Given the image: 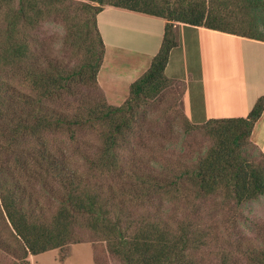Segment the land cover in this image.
I'll use <instances>...</instances> for the list:
<instances>
[{"label": "trees", "instance_id": "obj_1", "mask_svg": "<svg viewBox=\"0 0 264 264\" xmlns=\"http://www.w3.org/2000/svg\"><path fill=\"white\" fill-rule=\"evenodd\" d=\"M105 5L165 19L158 50L118 105L103 94L80 98L74 87L98 85L105 43L97 15ZM49 16L74 35L73 49L83 57L79 64L33 48L30 31ZM178 22L264 41V0H0V216L12 237L9 243L0 238V247L23 264H30L29 252L82 242L84 233L104 241L119 264H194L193 252L207 244L208 230L189 212H165L164 201L184 203L196 213L199 200L210 195L241 203L264 194V163L246 153L249 142L256 145L250 133L264 93L245 115L186 119L188 128L201 127L211 140L190 166L176 171L170 159L152 165L149 159L158 161L154 153L137 151L143 140L135 136L148 104L172 84L165 67L177 44ZM64 93L79 97L78 110L59 107ZM78 129L92 130L99 139L75 144L83 170L45 138L66 131L76 142ZM41 192L49 205L42 204ZM250 259L264 264V248L251 250Z\"/></svg>", "mask_w": 264, "mask_h": 264}, {"label": "rangeland", "instance_id": "obj_2", "mask_svg": "<svg viewBox=\"0 0 264 264\" xmlns=\"http://www.w3.org/2000/svg\"><path fill=\"white\" fill-rule=\"evenodd\" d=\"M30 34L35 38L33 48L37 53L44 52L47 56L62 60L69 65L79 64L83 58L81 52L76 53L77 51L73 49L71 41L74 40V35L67 32L63 21L54 16H49L48 19L42 21L30 31ZM212 42L213 45L217 46L219 43L220 46L225 47L222 52H226L227 63L232 65L231 47L236 46L233 40L225 38L220 42ZM44 56L41 60H45ZM171 78V86L165 88L148 104L146 117L141 120L135 138L143 140L140 146L137 145L138 152L145 156L154 153V157L158 161H154V158L149 159L152 165L163 166L167 163L166 160L170 159L176 171H179L185 166H190L211 140L201 127L188 128L186 126V119L192 123L204 121V118L199 115L207 114V104H198L200 108L194 113L190 112L183 104L187 88L185 81L177 77ZM14 80L18 88L29 91L26 83H20L18 78H14ZM97 83L98 85L94 87L87 84L74 87L78 90L77 95L80 98L88 99V96H92L97 99L103 94L107 102L111 103L98 79ZM77 95L64 93L56 103L61 102L59 107L65 111H76L80 103ZM125 98L116 105L121 104ZM76 137L78 142H73L66 131L45 134L50 148L55 153L65 152L71 166L83 170L85 162L78 153L75 144L81 146L86 139L91 140L87 143L94 144L99 139L92 130L85 129L76 130ZM262 152L259 146L252 142L246 146V153L254 161L264 163V152ZM53 183L58 185L55 180ZM42 194L43 192L39 196L40 200L45 203L42 204L49 205L50 199L47 193L45 192L44 196ZM47 199L49 204L46 202ZM162 207L165 212H172L178 216L189 212V216L207 228L208 242L197 252H193L194 257L198 260L194 264H251V250H255L257 247L264 248V194L241 203H236L234 200L224 201L220 194L210 195L199 200L196 213H192V208L184 203L175 206L164 201ZM5 229L7 227L4 224V219L0 216V238L4 237L5 242L9 243L12 237ZM84 234L87 235V239L82 242L70 243L37 253L29 252L27 257L30 264H119V260L108 252L104 241L96 239L92 233ZM0 264L23 263L16 253L9 251L7 247L4 249L0 247Z\"/></svg>", "mask_w": 264, "mask_h": 264}, {"label": "crops", "instance_id": "obj_3", "mask_svg": "<svg viewBox=\"0 0 264 264\" xmlns=\"http://www.w3.org/2000/svg\"><path fill=\"white\" fill-rule=\"evenodd\" d=\"M165 19L122 7L105 6L97 25L105 43L97 79L111 103L121 102L129 83L150 64L162 39ZM177 44L165 67L169 77L183 79L187 86L183 104L190 112L207 104L199 117L245 115L264 93V41L204 26L176 23ZM232 39L233 64L227 63L222 39ZM240 60V61H239ZM204 107V106H203ZM264 152V108L250 133Z\"/></svg>", "mask_w": 264, "mask_h": 264}]
</instances>
